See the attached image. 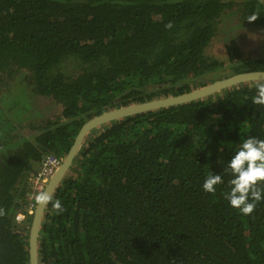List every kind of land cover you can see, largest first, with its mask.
Segmentation results:
<instances>
[{"label":"trees","instance_id":"1","mask_svg":"<svg viewBox=\"0 0 264 264\" xmlns=\"http://www.w3.org/2000/svg\"><path fill=\"white\" fill-rule=\"evenodd\" d=\"M246 26L264 31V0H0V264H30L28 175L47 155L104 111L264 70L237 46ZM256 82L93 129L52 195L64 211L46 207L40 264H264V202L244 216L225 184L201 189L241 136L264 138ZM11 83L37 99L2 103Z\"/></svg>","mask_w":264,"mask_h":264},{"label":"clouds","instance_id":"2","mask_svg":"<svg viewBox=\"0 0 264 264\" xmlns=\"http://www.w3.org/2000/svg\"><path fill=\"white\" fill-rule=\"evenodd\" d=\"M256 18V15H252L247 20L251 22ZM165 27L171 28V22ZM254 89L252 103L264 106V81L256 82ZM218 162L222 165V171H209L201 184L202 191L214 195L217 187L225 184L226 188L221 189L220 195L227 205L244 216L251 215L257 204L264 202V138L241 136L240 142L232 150L230 159L226 163L223 160ZM35 200L41 206L51 204L56 214L64 211L61 200L54 198L47 191L37 193Z\"/></svg>","mask_w":264,"mask_h":264},{"label":"water","instance_id":"3","mask_svg":"<svg viewBox=\"0 0 264 264\" xmlns=\"http://www.w3.org/2000/svg\"><path fill=\"white\" fill-rule=\"evenodd\" d=\"M251 81H264V70L236 73L179 95H171L113 108L92 117L91 119L87 120L81 127L68 154L63 158L60 165L50 177L47 185H45L44 187V191H47L48 193L53 195L55 188L60 184V182L63 180L70 167L72 166L74 159L78 154L86 136L93 129L102 127L103 125L109 124L112 121L120 120L128 116H133L139 113H144L164 107L181 105L192 102L194 100L203 99L224 89L231 88L240 83ZM46 207L47 205L41 206L37 203L35 211L33 213V219L29 234L30 264H40L38 252L39 233Z\"/></svg>","mask_w":264,"mask_h":264},{"label":"rangeland","instance_id":"4","mask_svg":"<svg viewBox=\"0 0 264 264\" xmlns=\"http://www.w3.org/2000/svg\"><path fill=\"white\" fill-rule=\"evenodd\" d=\"M237 19L235 21H237ZM246 28L247 26L241 29V32L244 33V35L242 37L239 36L237 46L239 47L240 51L243 52L248 58L258 56L264 51V31L259 27H250L248 29ZM225 43L226 42L223 40L217 42L214 45V48L211 50L212 53H214L215 55H219L222 58H225L227 54ZM7 91V100L1 101L2 103H6L7 105L16 102L21 107H28L37 99L31 94L28 88L22 85V83H11L7 87ZM20 93L22 94L21 96L18 95ZM28 181L30 183V175L28 176ZM30 188L31 187H29V189ZM23 222L24 220H21L20 224Z\"/></svg>","mask_w":264,"mask_h":264},{"label":"built area","instance_id":"5","mask_svg":"<svg viewBox=\"0 0 264 264\" xmlns=\"http://www.w3.org/2000/svg\"><path fill=\"white\" fill-rule=\"evenodd\" d=\"M63 158H60L56 155L49 154L46 156L45 160L42 163V166L35 173L30 175V199L27 207V213L32 214L35 211L37 202L35 196L37 193L44 191L45 185H47L50 177L53 175L57 167L62 162ZM27 217L26 211H20L17 216V222L20 223L21 220H25Z\"/></svg>","mask_w":264,"mask_h":264},{"label":"crops","instance_id":"6","mask_svg":"<svg viewBox=\"0 0 264 264\" xmlns=\"http://www.w3.org/2000/svg\"><path fill=\"white\" fill-rule=\"evenodd\" d=\"M39 168H40V167H39ZM39 168H38V169H39ZM38 169H37V170H38ZM32 173H34V172H33V171H31V172L29 173V175H31ZM29 175H28V176H29Z\"/></svg>","mask_w":264,"mask_h":264}]
</instances>
